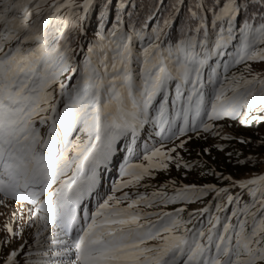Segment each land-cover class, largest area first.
Returning a JSON list of instances; mask_svg holds the SVG:
<instances>
[{"label": "snow or ice", "instance_id": "6c2138e0", "mask_svg": "<svg viewBox=\"0 0 264 264\" xmlns=\"http://www.w3.org/2000/svg\"><path fill=\"white\" fill-rule=\"evenodd\" d=\"M134 7L0 0V216L11 219L0 227V264H264V174L221 176L240 189L235 195L211 184L152 193L164 205L215 193L225 200L217 213L230 214L209 215L207 228L187 225L208 206L185 220L183 207L142 213L138 206L154 201L116 195L170 166L190 167L178 150L193 134L221 136L227 120L264 124L260 73L220 78L213 68L205 79L209 60L236 41L233 65L251 73L247 62H264V0H193L178 39L179 6L155 27L134 18ZM150 126L172 146L146 148L133 162L132 145ZM122 151L121 179L101 195L103 173Z\"/></svg>", "mask_w": 264, "mask_h": 264}, {"label": "rangeland", "instance_id": "374dc122", "mask_svg": "<svg viewBox=\"0 0 264 264\" xmlns=\"http://www.w3.org/2000/svg\"><path fill=\"white\" fill-rule=\"evenodd\" d=\"M172 4L176 0H171ZM177 2V1H176ZM175 2V4H176ZM178 5V2H177ZM251 64V68L253 69V72H247L245 71V64L241 63L236 65L235 73H242L245 77L251 78V76L255 73H260L261 78H264V62H247ZM232 75V74H231ZM228 75V76H231ZM206 120V117H204ZM182 123V121H180ZM220 123H223L225 127L220 130L221 131V136H230L232 138L236 139H254L251 138V135H254L253 137L259 138V141L264 139V124H253L250 127H245L241 126L238 121H221ZM228 125H231L229 127ZM152 128L151 126L149 127V133L143 137V146L142 150L139 152V150L135 149V144L132 145L133 151L137 154L136 156L133 157V162H141L142 159V154L146 148H151L153 146L158 147L161 143L166 144L168 147L172 146L171 141H165L162 139V136L156 135L155 132H151ZM156 131L158 132L159 129L157 128ZM207 136V139H198L196 136L193 134V138L191 141L186 146V149H179L178 151L180 152L181 156L184 159V162L189 164L190 167L187 168H180L177 169L175 166H170L167 171H157L155 173L154 178H145L140 185L136 186H129L127 188H122L119 192L116 193L117 196H121L124 192L129 193L130 197L133 199L136 198L137 195L142 194L146 197L149 198V200L154 201L153 205L151 207L146 206L145 204L139 205V210L142 213H147V212H153V213H161V212H174L175 209L181 208V206H176L174 209L173 204H167L164 205L161 203V198L160 197H152L153 192H163L160 190V188H152L153 184L159 180L161 177V180L163 183H161L160 186H168L170 195H174L176 193V189L179 187H183L185 185H188L186 182V178L188 175L191 174H196L197 173V168L199 164H214L213 160H216V162L219 163H225L228 162V152L229 148L231 146L236 147L238 146V142L232 141V139H222L221 136H213L209 134H203ZM261 138V139H260ZM202 149H208L207 153H204ZM138 151V152H137ZM128 153L125 151H122L120 156L118 157L117 164L115 167L110 166L104 173L103 176L106 177V182H107V188H104L100 191L101 195L106 196L107 194H111V188L115 183H118L121 179V176L119 174V165L123 163L124 157L127 156ZM255 156L257 154H254ZM146 163V162H145ZM214 166V165H212ZM257 168L259 173L254 176H258L261 174H264V153L257 155ZM244 172V171H243ZM223 176H230L228 173H224ZM232 177V176H230ZM253 177V176H252ZM249 178L247 175H243L242 178H233V180H243ZM127 179V178H125ZM108 180V181H107ZM175 184V185H174ZM232 181L229 180L228 185H225L223 187H229L230 191L232 192L233 195H235L237 192L240 191L238 188H232L231 187ZM146 185V186H144ZM158 186V187H160ZM157 187V186H156ZM220 188V187H217ZM101 187L99 188V190ZM164 193V192H163ZM215 196V193H212L211 197L208 199V201H196L192 206L189 207H183L185 208V215L188 217L189 212H197L198 209L203 208L205 206H208L210 208L209 213H205L203 217H198L196 219L192 220V223L190 225L194 226H200L207 228L208 224L204 226V218L207 214H211L213 211L215 212V203H225V200H213V197ZM247 195L245 194L243 198H245ZM98 199V197H96ZM97 199H92V209H95L96 205V200ZM212 202L211 204L209 202ZM6 211L3 208H0V212ZM217 213V211H216ZM217 213L216 215H218ZM152 220H156L157 216H152L150 217ZM11 222L10 217L8 216H0V227L3 226L4 223ZM188 225V227L190 226ZM191 228V227H190ZM30 231V230H29ZM27 238V237H26ZM15 247V245H13ZM7 252V249L4 250Z\"/></svg>", "mask_w": 264, "mask_h": 264}, {"label": "trees", "instance_id": "16d2710c", "mask_svg": "<svg viewBox=\"0 0 264 264\" xmlns=\"http://www.w3.org/2000/svg\"><path fill=\"white\" fill-rule=\"evenodd\" d=\"M174 1V0H173ZM178 5H177V2ZM175 5L180 7V12H179V20L176 22L175 27L171 30V34L174 38L178 39L181 34L182 30L184 29V21L186 20L188 16V10L193 4V0H176ZM171 0H133V4L135 5L134 8H130V12H134L135 16L134 18H138L142 23H146L148 25H151L152 27L157 26L158 24H162L163 20L165 18H168L170 15V12L172 10V6L174 4L171 3ZM149 16L152 18L149 19ZM125 18H127L125 16ZM93 26H95V21L92 22ZM110 26V25H109ZM139 26V25H138ZM146 31H150V28L146 29ZM91 36V32L89 33ZM73 48L76 47L75 43H73ZM137 48H139V42L137 43ZM239 49V42L236 41L232 45H230L226 49V55L223 57L222 60H215L214 57H212L209 60V65L211 67H206V72H205V79H207L208 74L211 72V70L214 68L216 69V74L218 77L223 78L225 74L231 75L235 69L236 65H233V58L237 54V50ZM79 59H83L82 56L79 57ZM228 63L230 67L226 70L224 68V64ZM64 82H66L65 77H61ZM75 81H73L72 84H74ZM207 90H209L212 86L211 85H206ZM254 135H251V138L254 139H246L249 140L250 142L247 144H241L239 143L240 139L233 138L232 141L238 142V146L231 148L227 147L229 149L228 152V162L225 163H219L214 161V166L210 164H199L197 168V173L196 174H191L188 175L186 178V182L188 185H196L197 188L202 187L204 185H215L216 187H223L225 185H228L229 180H224L220 178L221 176L224 175V173L230 174L233 178H242L243 175H247L249 178L254 177V175H257L259 173L258 168H257V155L263 154L264 153V146L261 145L259 138L253 137ZM245 139V138H243ZM261 139V138H260ZM254 154H257L256 156ZM244 171V172H243ZM216 174H219L216 175ZM161 177L159 180H157L156 183L153 184L152 188H160L166 196L170 195L169 188L168 186H160L161 183ZM175 185V184H174ZM157 186V187H156ZM160 186V187H158ZM175 195V193H174ZM172 195V196H174ZM212 193H209L207 196H202L200 199H196V197L193 195V203H185L183 201H178L177 203L173 204L172 207L174 209L176 206H181V207H189L192 206L196 201H208V199L211 197ZM243 200L249 201L250 198L246 196L243 198ZM232 207H236V205H232ZM216 210L215 212L213 211L211 214H207L204 218V226H206L208 223V218L209 215H216ZM230 214L229 212H221L219 215L223 218L225 215ZM180 216L187 220L188 217L185 215V212L181 213ZM190 225V224H188ZM187 225V226H188ZM192 226V225H190ZM189 226V227H190ZM200 226H198L199 228Z\"/></svg>", "mask_w": 264, "mask_h": 264}]
</instances>
